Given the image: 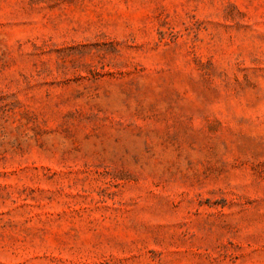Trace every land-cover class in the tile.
I'll return each instance as SVG.
<instances>
[{
  "label": "rangeland",
  "instance_id": "rangeland-1",
  "mask_svg": "<svg viewBox=\"0 0 264 264\" xmlns=\"http://www.w3.org/2000/svg\"><path fill=\"white\" fill-rule=\"evenodd\" d=\"M0 264H264V0H0Z\"/></svg>",
  "mask_w": 264,
  "mask_h": 264
}]
</instances>
